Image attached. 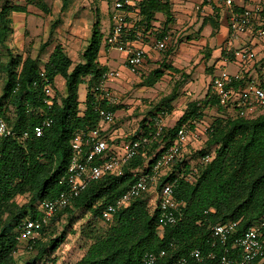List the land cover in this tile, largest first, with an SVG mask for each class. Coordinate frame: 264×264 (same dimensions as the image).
<instances>
[{
    "label": "trees",
    "instance_id": "trees-1",
    "mask_svg": "<svg viewBox=\"0 0 264 264\" xmlns=\"http://www.w3.org/2000/svg\"><path fill=\"white\" fill-rule=\"evenodd\" d=\"M36 1L28 0L25 5L10 0L4 2L0 9V43L13 33L11 14L27 12L28 4ZM233 8L234 11L243 9L235 4ZM163 11L167 17L164 27L154 28L151 22L156 12ZM137 13L138 25L144 23V30L153 29L159 37L168 33L169 0H139ZM261 14L264 17V10ZM108 15L107 33L104 36L101 21L96 20L82 59L76 64L61 43L55 45L43 68L33 56L24 57L8 49L10 57L4 65L7 79L0 95V117L7 121L12 134L5 136L0 144V264H18L15 252L19 247L17 235L21 221L28 216L38 217L39 203L44 198L56 197L64 189L60 181L73 153L71 139L74 132L78 128L102 124L95 110L98 97L93 87L102 81L103 72L109 68L100 58L102 48H106V37L113 30L112 9ZM260 26L264 27V21L256 25ZM48 45L49 42H44L41 49ZM165 51L161 60H155L161 62L159 68L152 70L148 78L161 77L165 66L173 68L167 65L168 45L162 53ZM149 62L152 63V59ZM143 73L145 71L141 69L140 74ZM214 76L213 70L208 91L200 103L203 106L191 102L175 124L163 127L159 135L154 117L165 114L171 107L158 108V112H151L149 118L143 119L141 132L127 135L126 140L146 136L151 142L144 145L120 173L107 174L90 183L40 230V234H45L64 213L89 210L111 226L108 234L96 239L74 264H141L147 251L161 250H165L166 255L157 264H175L178 258L189 257L196 248L200 249L202 260H192L193 264H220L222 254L240 260L239 249L233 247L236 237L251 224L264 219V113L242 116L222 105L212 92ZM247 76L237 78L235 85L245 84ZM58 77L65 80V94L60 99L57 91L51 96L46 93L49 84L54 91ZM83 83L86 84V97L81 101L79 89ZM47 98L53 100L51 107L45 102ZM102 106L115 113L122 107L121 98L118 104L103 101ZM10 109L14 111L13 117L7 116ZM210 110L212 113L208 114ZM45 118L51 120V125L37 136L34 127ZM193 119L209 125L204 143L191 148L190 156V152L177 156L171 166L164 169L157 186L159 191L167 182L178 180L176 197L181 203L180 220L160 226L158 208L154 206L150 214L146 204L148 198L154 197L153 193L132 199L128 206L113 215L111 221L105 220L103 211L108 205L127 191L140 173L151 169L173 142L179 128ZM116 122L115 116L112 123L103 124L106 131L117 128L114 127ZM26 132L28 136L23 137ZM206 155L211 156L209 161L204 160ZM24 196L28 199L21 202L19 197ZM228 222H237V227L223 243L213 237L212 229L216 224ZM262 233L264 239V226ZM41 238L39 235L30 239V249H38V253L24 264H52L49 253L65 240L66 233L47 243ZM48 244H51V251Z\"/></svg>",
    "mask_w": 264,
    "mask_h": 264
},
{
    "label": "built area",
    "instance_id": "built-area-1",
    "mask_svg": "<svg viewBox=\"0 0 264 264\" xmlns=\"http://www.w3.org/2000/svg\"><path fill=\"white\" fill-rule=\"evenodd\" d=\"M212 1V0H208ZM223 6L233 8L234 0H221ZM264 3L254 7H243L242 10H231L230 29L234 38L239 34L246 33L264 21L262 11ZM137 9L133 0H116L112 7L113 30L106 37V48L101 53H108L117 49L124 55L122 69L109 67L103 72L102 81L93 87V92L98 99L95 110L102 119V124L90 128H78L71 139L72 156L60 183L64 189L53 198H44L38 205L40 215L38 217H25L19 226L17 240L19 244L40 234V230L50 224L51 219L62 209L67 207L71 201L77 198L93 181L101 179L111 173H120L123 167L129 163L139 150L151 142L149 137L134 140L116 141L113 130L106 131L103 124H110L115 119V113L102 106L105 101L115 105L120 102L119 95L108 85L109 81L119 79L123 76V70L133 74H140V70L157 53L162 52L171 40L170 34L166 33L159 37L153 29L144 30L138 25ZM257 36L264 37V27L255 28ZM233 61L239 64V72L232 74L227 70L226 63ZM259 61L258 52L252 46L235 47L232 40H228L225 46L223 63L219 66L220 72L212 79V92L218 96L222 105L228 106L242 116H254L264 113V62H260L258 68L247 65L250 62ZM106 64V62L103 60ZM43 75V73H42ZM247 76L245 84L235 85L237 78ZM52 87L46 88V93L52 95ZM49 107L53 105L51 98L45 99ZM155 118L157 135L164 127L161 117ZM51 125V120L45 118L34 127L37 136L43 134L44 130ZM209 125L201 120L193 119L183 124L173 140L165 148L162 154L153 163L151 169L139 174L138 179L119 198L103 211V218L111 221L113 215L121 208L130 204L136 197H142L147 193H153L156 198V207L159 210V223L164 227L172 225L180 220V202L176 197L178 180L169 181L158 191L159 178L164 169L171 166L176 157L183 152L189 151L201 145L207 133ZM12 134L7 121L0 117V144L5 136ZM24 133L23 137H27ZM210 155L204 157L209 161ZM153 197V198H154ZM264 219L257 221L246 228L244 233L236 237L233 247L240 251V260L229 254L220 256V264H261L264 261V239L262 238V227ZM237 222L220 223L213 226L212 235L217 240L225 242L235 232ZM166 255L165 250L159 252L147 251L141 264H157L159 259ZM201 261L200 249H194L189 257L178 258L175 264H193V261Z\"/></svg>",
    "mask_w": 264,
    "mask_h": 264
},
{
    "label": "rangeland",
    "instance_id": "rangeland-1",
    "mask_svg": "<svg viewBox=\"0 0 264 264\" xmlns=\"http://www.w3.org/2000/svg\"><path fill=\"white\" fill-rule=\"evenodd\" d=\"M5 1L0 0V9ZM10 1L20 5L28 3V0ZM114 1L116 0H37L35 4H28L30 10L27 12L12 13L13 33L6 37L5 42L0 43V95L7 79L4 65L10 57L8 49L24 57L33 56L43 68L55 45L61 43L76 64L82 59V52L88 44L92 25L96 20L101 21L104 36L107 33L110 25L108 13ZM215 2L216 0H169L171 20L168 22L167 32L171 40L168 43L170 53L167 54V65L173 68L165 66L161 77L148 78L150 72L159 68L161 62L152 63L142 75L123 70L122 79L108 82L120 98L127 102L118 109L117 122L114 126L119 127L123 135L132 136L141 132L142 120L149 118L151 112L158 108L166 109L167 106H170L171 110L165 111L161 123L167 128L173 126L191 102L200 104L204 100L211 80L210 74L214 70L213 61L227 46L229 34L226 32L230 27V9L226 6L218 7ZM235 3L239 6L242 0H235ZM255 5L252 4L250 7ZM166 18L165 12H156L151 25L158 23L163 28ZM140 26L146 28L144 23ZM247 34L248 31L242 35ZM251 34L260 40L264 39L257 36L256 31ZM44 42H49V45L43 50L41 46ZM261 43L263 48L258 52L259 61L247 64L251 70L258 68L264 59V40ZM234 44L240 45L237 40ZM166 53V51L157 53L154 60H160ZM107 56L109 58L107 64L111 68L122 69L123 53L112 49ZM100 58L106 60L103 54ZM239 69L237 63L230 62L227 65V70L232 74L237 73ZM215 71L218 74L221 70L216 68ZM55 91L58 99L65 94L63 78H57L52 94L56 93ZM85 97L86 84L83 83L80 85L79 98L83 101ZM13 112L10 109L7 116L13 117ZM211 113V110L208 111V114ZM189 152L190 150L187 151ZM190 155L191 152L188 156ZM19 199L25 202L28 197ZM146 204L152 214L156 198L153 196L151 199L148 198ZM110 226L111 224L94 216L89 210H76L73 213L62 214L45 234L37 236L41 235V239L47 243L65 232V240L55 251H51V244H48L51 251L49 261L52 264L54 261L55 264H74L84 256L96 239L108 234ZM37 253L38 249H30V241H23L19 244L15 257L18 264H24L35 258Z\"/></svg>",
    "mask_w": 264,
    "mask_h": 264
},
{
    "label": "crops",
    "instance_id": "crops-1",
    "mask_svg": "<svg viewBox=\"0 0 264 264\" xmlns=\"http://www.w3.org/2000/svg\"><path fill=\"white\" fill-rule=\"evenodd\" d=\"M106 2V1H105ZM133 2L135 3V5H136V9H138V2H139V0H133ZM263 2V0H242V3H240L239 4V7H250L252 4H260V3H262ZM216 4H217V6L218 7H223V4H222V1L221 0H216V2H215ZM264 3V2H263ZM234 4L236 5V3H235V0H234ZM230 9V11L233 9L234 10V8H229ZM28 10H30V5L28 6ZM154 25V28H157V27H159V24L157 23H155V24H153ZM141 27V26H140ZM255 28H257L256 27V25L254 26V28L253 29H251V31H248V34L246 35V36H243L242 34H239L237 37H235L234 38V36H233V33H232V31H231V29H230V27H229V29H227V34H229L228 35V40H232V38H233V43H234V41L235 40H237V41H239V43H240V45L239 46H236L235 44H234V46L235 47H242V46H252L255 50L257 49H259L257 52H259L260 51V49H262L263 48V45H262V43L261 42H263V40L264 39H258V38H256V36H253V34H251V32H254L255 31ZM223 51H225V48L224 49H222L221 50V52H220V54H219V56L217 57V59L216 60H214L213 61V64H212V67L214 68V71H215V69L216 68H219V66L221 65V64H224L223 63V56H224V52ZM102 54L104 55V58L106 59L105 60V62H106V64L108 63V53H103L102 52ZM264 57V56H263ZM262 57V58H263ZM153 59H154V57L152 58V63H156V61L154 60L153 61ZM123 60H124V58H123ZM161 60V59H160ZM230 62H234L233 61V59H230V61L228 62V63H230ZM261 62H264V59L261 61ZM152 63H147L142 69L144 70V71H147L149 68H150V66H151V64ZM228 63H226L225 65H226V67H227V65H228ZM234 63H237V62H234ZM107 66H109V64H107ZM110 67V66H109ZM119 68V67H118ZM239 72V71H238ZM237 72V73H238ZM237 73H234V74H237ZM217 73H216V71H215V75H216ZM211 75V74H210ZM123 77V76H122ZM122 77L121 78H119V79H122ZM119 79H116V80H112V81H117V80H119ZM210 79H211V76H210ZM112 88V87H111ZM116 92V91H115ZM117 93V92H116ZM118 94V93H117ZM119 95V94H118ZM119 97H120V95H119ZM127 102L126 101H124V100H122L121 99V105H122V107L126 104ZM121 107V108H122ZM118 111V110H117ZM117 111L115 112V116H116V118H117ZM113 132H115L114 133V135H115V139H116V141H122V140H126V136L125 135H123L122 134V132L120 131V129H119V127L118 128H115L114 130H113Z\"/></svg>",
    "mask_w": 264,
    "mask_h": 264
}]
</instances>
